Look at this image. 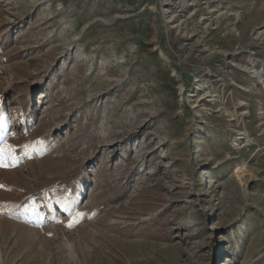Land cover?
<instances>
[{
    "label": "rangeland",
    "instance_id": "1",
    "mask_svg": "<svg viewBox=\"0 0 264 264\" xmlns=\"http://www.w3.org/2000/svg\"><path fill=\"white\" fill-rule=\"evenodd\" d=\"M0 148V264H264V0H0Z\"/></svg>",
    "mask_w": 264,
    "mask_h": 264
},
{
    "label": "snow or ice",
    "instance_id": "2",
    "mask_svg": "<svg viewBox=\"0 0 264 264\" xmlns=\"http://www.w3.org/2000/svg\"><path fill=\"white\" fill-rule=\"evenodd\" d=\"M14 152H15V149H13L11 146H8L7 155L10 157ZM3 157H4V149L0 148V166H5L3 163ZM68 226L72 227L73 225L69 224Z\"/></svg>",
    "mask_w": 264,
    "mask_h": 264
},
{
    "label": "trees",
    "instance_id": "3",
    "mask_svg": "<svg viewBox=\"0 0 264 264\" xmlns=\"http://www.w3.org/2000/svg\"><path fill=\"white\" fill-rule=\"evenodd\" d=\"M25 204H27V201L12 203L10 204L11 211L14 213L18 212Z\"/></svg>",
    "mask_w": 264,
    "mask_h": 264
},
{
    "label": "bare ground",
    "instance_id": "4",
    "mask_svg": "<svg viewBox=\"0 0 264 264\" xmlns=\"http://www.w3.org/2000/svg\"><path fill=\"white\" fill-rule=\"evenodd\" d=\"M247 142L249 143V140H247Z\"/></svg>",
    "mask_w": 264,
    "mask_h": 264
}]
</instances>
